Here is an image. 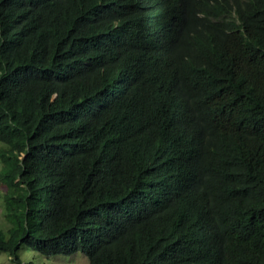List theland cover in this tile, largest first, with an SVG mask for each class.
<instances>
[{"label": "trees", "instance_id": "1", "mask_svg": "<svg viewBox=\"0 0 264 264\" xmlns=\"http://www.w3.org/2000/svg\"><path fill=\"white\" fill-rule=\"evenodd\" d=\"M0 145L12 264H264V0H0Z\"/></svg>", "mask_w": 264, "mask_h": 264}, {"label": "rangeland", "instance_id": "2", "mask_svg": "<svg viewBox=\"0 0 264 264\" xmlns=\"http://www.w3.org/2000/svg\"><path fill=\"white\" fill-rule=\"evenodd\" d=\"M3 146L0 145V171L2 169H6L9 165L8 161L3 156ZM4 191V187L1 184L0 180V227L6 228L5 219L3 217V202H2V193ZM56 264H87L86 258L80 254L76 253L71 256L62 255L57 258V261H54ZM40 262L37 261L36 264H39ZM0 264H12L9 257L6 255V253L1 252L0 253Z\"/></svg>", "mask_w": 264, "mask_h": 264}]
</instances>
